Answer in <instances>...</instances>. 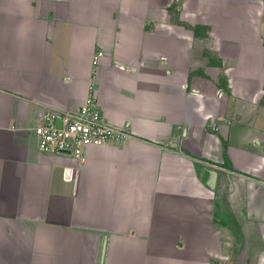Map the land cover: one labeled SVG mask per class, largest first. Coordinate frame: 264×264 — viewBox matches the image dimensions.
Wrapping results in <instances>:
<instances>
[{"label": "crops", "instance_id": "obj_1", "mask_svg": "<svg viewBox=\"0 0 264 264\" xmlns=\"http://www.w3.org/2000/svg\"><path fill=\"white\" fill-rule=\"evenodd\" d=\"M90 95L134 138L41 152L42 114ZM242 247L264 264V0H0V264Z\"/></svg>", "mask_w": 264, "mask_h": 264}, {"label": "built area", "instance_id": "obj_2", "mask_svg": "<svg viewBox=\"0 0 264 264\" xmlns=\"http://www.w3.org/2000/svg\"><path fill=\"white\" fill-rule=\"evenodd\" d=\"M102 54L99 52L95 56L94 63ZM33 133L38 137L41 152L62 153L79 161L85 160L89 146L124 144L134 138L130 127L108 121L94 95H90L76 112L47 109Z\"/></svg>", "mask_w": 264, "mask_h": 264}, {"label": "water", "instance_id": "obj_3", "mask_svg": "<svg viewBox=\"0 0 264 264\" xmlns=\"http://www.w3.org/2000/svg\"><path fill=\"white\" fill-rule=\"evenodd\" d=\"M59 125L61 126V121H59ZM216 178H217V173H216V171H210L209 181H207L206 183H207L210 187H214V184H215V182H216Z\"/></svg>", "mask_w": 264, "mask_h": 264}, {"label": "rangeland", "instance_id": "obj_4", "mask_svg": "<svg viewBox=\"0 0 264 264\" xmlns=\"http://www.w3.org/2000/svg\"><path fill=\"white\" fill-rule=\"evenodd\" d=\"M231 219H233V218H231ZM230 219V220H231ZM244 248L242 247V248H240V264H248L247 262H246V256H245V254H244ZM236 251H234V253H235ZM234 253H233V255H234ZM238 260V259H237ZM237 260H235V261H232L233 262V264L234 263H236V261Z\"/></svg>", "mask_w": 264, "mask_h": 264}, {"label": "trees", "instance_id": "obj_5", "mask_svg": "<svg viewBox=\"0 0 264 264\" xmlns=\"http://www.w3.org/2000/svg\"><path fill=\"white\" fill-rule=\"evenodd\" d=\"M196 30H199V27H197Z\"/></svg>", "mask_w": 264, "mask_h": 264}]
</instances>
